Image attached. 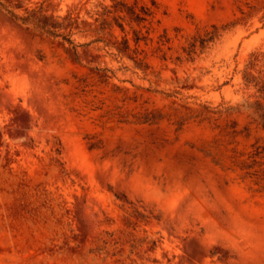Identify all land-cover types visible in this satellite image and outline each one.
<instances>
[{
    "label": "rangeland",
    "instance_id": "1",
    "mask_svg": "<svg viewBox=\"0 0 264 264\" xmlns=\"http://www.w3.org/2000/svg\"><path fill=\"white\" fill-rule=\"evenodd\" d=\"M262 106L264 0H0V264H264Z\"/></svg>",
    "mask_w": 264,
    "mask_h": 264
},
{
    "label": "trees",
    "instance_id": "2",
    "mask_svg": "<svg viewBox=\"0 0 264 264\" xmlns=\"http://www.w3.org/2000/svg\"><path fill=\"white\" fill-rule=\"evenodd\" d=\"M14 18H16L18 20L19 19L22 20L23 23L28 20V18H22V19L21 18H18V17H14ZM43 28H46V26H44ZM46 32H50L49 29H46ZM260 117L263 120L262 128L264 129V106H262V113H261Z\"/></svg>",
    "mask_w": 264,
    "mask_h": 264
}]
</instances>
